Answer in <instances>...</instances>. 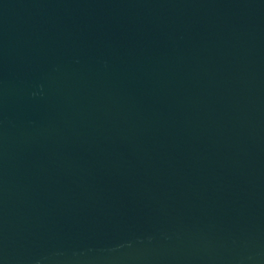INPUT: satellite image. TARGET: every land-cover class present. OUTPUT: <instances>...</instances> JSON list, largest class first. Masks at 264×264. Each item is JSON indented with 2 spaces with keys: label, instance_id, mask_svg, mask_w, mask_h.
<instances>
[{
  "label": "water",
  "instance_id": "1",
  "mask_svg": "<svg viewBox=\"0 0 264 264\" xmlns=\"http://www.w3.org/2000/svg\"><path fill=\"white\" fill-rule=\"evenodd\" d=\"M0 264H264V0H0Z\"/></svg>",
  "mask_w": 264,
  "mask_h": 264
}]
</instances>
